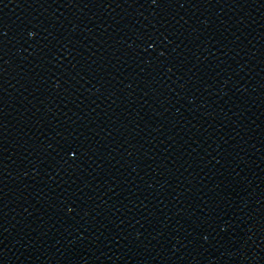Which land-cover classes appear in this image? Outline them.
<instances>
[{"label":"water","instance_id":"1","mask_svg":"<svg viewBox=\"0 0 264 264\" xmlns=\"http://www.w3.org/2000/svg\"><path fill=\"white\" fill-rule=\"evenodd\" d=\"M173 264H264V0H216Z\"/></svg>","mask_w":264,"mask_h":264}]
</instances>
